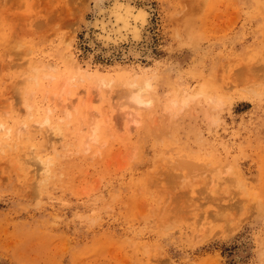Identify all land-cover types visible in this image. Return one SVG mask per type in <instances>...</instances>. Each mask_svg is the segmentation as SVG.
<instances>
[{
  "label": "rangeland",
  "instance_id": "1",
  "mask_svg": "<svg viewBox=\"0 0 264 264\" xmlns=\"http://www.w3.org/2000/svg\"><path fill=\"white\" fill-rule=\"evenodd\" d=\"M113 1L0 0V264H264V0H129L135 48Z\"/></svg>",
  "mask_w": 264,
  "mask_h": 264
},
{
  "label": "bare ground",
  "instance_id": "2",
  "mask_svg": "<svg viewBox=\"0 0 264 264\" xmlns=\"http://www.w3.org/2000/svg\"><path fill=\"white\" fill-rule=\"evenodd\" d=\"M98 10L99 11L95 16V19H94L92 25H93V27L98 28L99 32H98V34L96 32L95 39L98 42H101L102 44L101 43L100 44L103 45V47H106L108 45H111L112 47L116 46V45H120L122 42L126 41L127 39L130 41L129 42L130 48H135L137 46L136 43L138 42V40L141 36L140 34L142 31V28L144 27V25L146 23L147 14L143 8H141V7L140 8H134V6L132 7L129 0L128 1H122V3L121 2L119 3L117 0H114L113 3H111L109 6L105 7L104 9H98ZM187 10H188V8H187ZM188 12L191 15L194 14L193 13L194 11H192V10H188ZM181 15L183 16L182 17L183 21H185V22L189 21L188 20L189 14L187 13V11L181 12ZM89 71H90V69H89L88 63H86L85 67H83L80 63L73 62L72 72H73L74 76L72 78L74 80L76 79V82L84 81L86 78H90L91 72H89ZM97 82H98L99 87H106L108 84V83H106L107 81H104L102 79H99ZM129 85L135 86V90L132 91ZM126 86L128 89L127 90V92H128L127 99L131 103V105L134 107L133 109H135L136 111H138V109L139 110H141V109L146 110L147 108L151 107L154 104V101H155L154 96L151 93V89L147 84H145V83L143 85L137 84L135 81H133L130 84L128 83ZM205 87L201 86V89L198 92L199 95L200 94L204 95ZM66 89L67 88H64V89H62V91L59 94H54L52 96L54 98V101L56 100L57 103L60 104V106H62V107H64V105H66V102H67L66 96H67L68 91ZM129 90H131V91H129ZM143 94H147V98H144ZM180 95H181L179 98L180 101H174V105L178 103V104H180L181 107H185L190 101H192L189 96H186L183 94H180ZM73 109H74V111H76V107H74ZM65 112H66V115L68 116L69 115L68 111L65 110ZM131 114H129L128 112L125 113L126 116H130ZM132 115H134V114H132ZM134 116H132V119ZM93 119H95V118H93ZM92 121L93 120H91V122H90V125H92V126H90L88 124L91 127V130H90L91 135L89 137V141L95 144L97 142V139H98L97 131H98L99 124L96 120H95L96 123L93 121L94 123L91 124ZM49 122H50L49 117L45 116L44 120L40 124L48 125ZM46 128L48 129V127H46ZM49 130H51V133H57V135H59V133H60V130L56 127H50ZM86 137H88V136H86ZM50 144L51 143H49V146H50ZM86 150H89V148ZM50 164H51L50 161H45L43 163L42 167H43L44 171H46V172L49 171V165ZM201 226H203V225H201Z\"/></svg>",
  "mask_w": 264,
  "mask_h": 264
}]
</instances>
